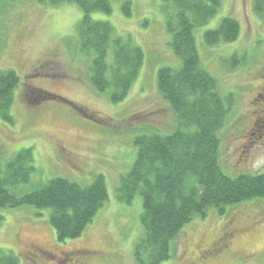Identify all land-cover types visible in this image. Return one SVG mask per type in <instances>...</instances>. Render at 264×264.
<instances>
[{"label":"rangeland","instance_id":"1","mask_svg":"<svg viewBox=\"0 0 264 264\" xmlns=\"http://www.w3.org/2000/svg\"><path fill=\"white\" fill-rule=\"evenodd\" d=\"M220 1L217 14L194 31L201 67L217 80L220 96L233 100L218 134L219 165L232 178L258 175L264 173V135L251 133L263 103L254 104L252 99L264 76V17L254 13V0ZM109 2L111 13H92L91 20L108 22L116 36L144 55L128 97L119 104L90 87L91 58L73 47L82 17L74 4L10 0L0 5V71H13L20 81L10 111L12 125L0 119L1 164L4 167L19 152L31 149L35 168L15 194L31 193L55 178L86 187L103 176L108 195L80 238L63 242L50 225V209H0V251L12 253L18 264L61 263L60 252H78V264H136L133 254L143 237V201L137 193L129 204L121 202L117 188L136 159L133 139L175 130L176 118L157 91L156 76L160 68L178 70L180 62L169 48L160 0ZM123 2L130 4V17L122 11ZM225 18L238 23V39L206 46L204 33L218 28ZM235 55L245 60L232 67L228 61ZM228 231L237 233L230 253L206 264H264L262 200L231 206L223 216L211 210L203 220H192L162 264H202L199 253ZM35 251L53 259H35Z\"/></svg>","mask_w":264,"mask_h":264},{"label":"trees","instance_id":"2","mask_svg":"<svg viewBox=\"0 0 264 264\" xmlns=\"http://www.w3.org/2000/svg\"><path fill=\"white\" fill-rule=\"evenodd\" d=\"M6 1L10 0H0V5ZM30 1L50 6L69 3L80 9L82 17L76 25L73 47L91 58L90 87L97 94H108L112 104L124 102L143 66L144 55L129 40L116 36L108 22L91 20L92 13H111L109 0ZM160 1L169 48L180 68L176 71L160 68L156 87L176 118V128L168 135L149 133L133 139L136 159L117 188L121 202L129 204L137 193L142 197L143 237L134 247L136 264H162L169 260L171 246L182 228L194 219L203 220L208 211L223 216L231 206L264 201V173L232 178L219 165L218 134L233 100L220 96L217 80L201 67L194 31L217 14L221 1ZM122 11L126 17L131 16L128 2H123ZM253 11L264 17V0H254ZM239 30L234 19L225 18L218 28L204 33V42L208 47L233 43ZM244 58L235 55L228 62L236 67ZM19 82L13 71H0V119L10 125ZM33 162L32 150L27 149L3 167L0 153V209L23 206L50 209V225L59 242L80 238L108 200L103 176L86 187L55 178L31 193L18 196L14 191L27 184L35 172ZM0 264L18 261L12 253L0 251Z\"/></svg>","mask_w":264,"mask_h":264},{"label":"flooded vegetation","instance_id":"3","mask_svg":"<svg viewBox=\"0 0 264 264\" xmlns=\"http://www.w3.org/2000/svg\"><path fill=\"white\" fill-rule=\"evenodd\" d=\"M43 69V68H41ZM40 69V70H41ZM257 94H255V97L252 99L254 104L263 103L257 112L256 116L258 119L252 123V130L253 132L251 135L259 134L264 135V120L261 121V119H264V76L262 77V82L260 87L257 89ZM237 233L235 231H228L227 233H223L220 238H218L214 243H212L208 248L204 249L199 253V259L198 261L202 264H206L209 262H216L222 259L224 256L228 255L230 253L231 249V243L233 239L236 237ZM33 257L35 259L43 260L44 262L51 261L52 255L46 258L47 255L40 254L39 252L35 251ZM60 257L63 258V261L61 263L57 261V264H78L77 261L78 252L74 253H59Z\"/></svg>","mask_w":264,"mask_h":264}]
</instances>
